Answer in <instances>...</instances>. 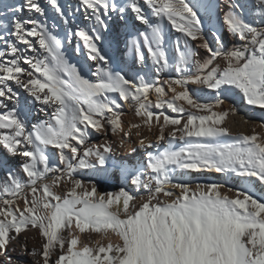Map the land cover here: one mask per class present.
<instances>
[{"label": "snow or ice", "instance_id": "obj_1", "mask_svg": "<svg viewBox=\"0 0 264 264\" xmlns=\"http://www.w3.org/2000/svg\"><path fill=\"white\" fill-rule=\"evenodd\" d=\"M47 4L67 29L63 39L50 29L41 0H20L0 12L9 18L0 21L3 264H11V246L30 230L42 240L39 248L22 246L32 264H264V197L250 194L257 186L264 192V135L255 130L233 135L225 122L235 109L214 111L235 90L247 105L264 109V0H78L75 10L82 8L88 22L82 25L59 0ZM129 19L145 26L129 41L134 62L145 65L150 57L157 74L174 69L179 78L152 83L112 66L101 42L113 24L126 26ZM165 21L181 34L175 55L166 51ZM221 33L235 43L226 46ZM73 38L74 51L93 62L92 78L68 59L65 43ZM208 90L215 103L201 102ZM37 103L39 111L30 112ZM125 104L160 133L156 143L140 141L151 151L132 168L116 164L111 144L89 143L91 136L109 131L131 136L122 121ZM41 114L35 122L29 119ZM16 157L19 168L10 164ZM116 167L134 190L148 191L146 200L137 205V196L123 187L98 192L95 184L89 189L75 178L79 170L106 176ZM206 173L222 174L226 183L239 179L244 188L230 197L221 192L226 183L193 188L185 179L176 182ZM63 183L72 186L60 194L56 189ZM89 232L119 242L82 243L80 234Z\"/></svg>", "mask_w": 264, "mask_h": 264}, {"label": "rangeland", "instance_id": "obj_2", "mask_svg": "<svg viewBox=\"0 0 264 264\" xmlns=\"http://www.w3.org/2000/svg\"><path fill=\"white\" fill-rule=\"evenodd\" d=\"M2 1L4 2L5 0ZM59 2L66 9H69V11L72 12L73 18L75 19L77 25L88 23L87 21L84 20L83 9L81 8L79 9V11L75 10L78 7V0H59ZM3 4L4 6L7 5L6 3ZM5 10L7 11L6 8ZM51 17L50 20H53ZM3 18L5 17L0 16V21H3ZM56 21L60 23V27L58 28V30L52 29V31L55 34H58L63 39L66 36L67 29L64 26L62 19L59 17L57 13H56ZM203 22L206 25V30H205L206 38L211 41L213 39L211 34L212 25L207 17L204 18ZM163 27H164V32L166 34V42H167L166 51L169 53V55H175L174 47H173L174 41L181 34L175 32V30L171 27L170 24L167 23V21L163 23ZM144 30H145V26L140 24V22L138 21H134L133 19H129L126 26L124 25L123 22H118L117 24L112 25L111 32L105 34L107 37V41L101 42L102 48L108 53L112 66L116 70L123 69V71L130 76H136L137 73H139L140 75H145V79L149 80L152 83H162L164 80L170 78H179V73H176L174 69H167L157 74L155 72V66L152 64L150 57L145 65H141L138 61L134 62V54L130 51L131 45L129 41L131 40L132 36H137L141 31ZM3 32H4L3 28H0V34H3ZM221 35L225 38L226 46L230 47L233 43H235L234 38L228 36L226 33H221ZM30 39L34 40L35 38H30ZM76 42H77L76 38H73L72 43L70 44L65 43L68 59L71 63L76 64L77 67L82 69L83 75H85L88 78H92L91 71L94 70V68L92 67L93 62L88 61L83 53L77 54L74 51ZM0 47L3 46L0 45ZM200 52L202 56L205 55L203 49H201ZM29 54L34 55L30 52ZM9 58L10 57H5V59H9ZM219 63L221 64V66H223L222 60L219 61ZM24 66L28 67L27 65ZM195 87H196L195 85L191 86V88H195ZM179 90L180 89H178V91ZM21 95L22 96L25 95L23 90H21ZM150 99L155 101L156 100L155 94H152L150 96ZM200 100L202 103H215V96L211 90H208L205 94H202L200 96ZM39 108L40 105L38 103L34 104L30 108V112H38ZM233 108L235 109V112H239V113L244 112L246 114L247 119L251 121L249 125H245L241 127L240 123L232 122L233 114L230 113V115L226 119L225 126L231 130L233 135L239 133L251 135L253 133V130H255V132L257 133H260L261 135H264V127H262V125H264V113H263L264 109H260L259 107L256 106L247 105L243 101L242 94L239 92V90H235L225 94L224 104L222 106L215 108L214 111L220 112V111L230 110ZM121 111L123 113L122 121L124 126L127 127V132L129 131V129H131V136H129L130 137L129 140L127 142H122L123 147H121L120 146L121 144L117 143L115 140L112 141V138L110 137L109 140L105 141L102 138V136L106 133H98L91 136L89 143L90 145H102L105 143L111 144L113 148L111 157L116 162V164L132 168L135 167L136 164L138 165L139 163L145 161L146 152L151 151V149H147L144 145H141L140 141L144 140L145 145L149 142L156 143L157 137L159 136L160 133L158 126L153 125L151 128H149V126L145 125L142 118L135 114L134 108L130 107V105L125 104L121 109ZM38 118H42V114L39 117L32 115H30L29 117V119H31L33 122H35V120ZM133 124H139L141 125V127L132 128L131 125ZM170 131H172L171 127L165 129L164 134L166 139ZM165 142L166 141L161 143H165ZM143 148L145 152L142 151ZM3 156H5L4 150L0 148V157ZM20 163H21V158L19 157L10 159V164L13 168H19ZM75 178L84 181V186L89 189L93 184H95L98 192H117L121 187H123L125 188V190H128L137 196V200L134 201V203L137 205L142 203L144 200H146L149 194L147 190H140V189L134 190L133 186L130 183V178L127 179L124 178L121 175L118 167L112 168L106 176H101L99 174H95L87 170H79ZM20 179L21 182L27 183L26 177L24 176L23 173L20 174ZM180 179H185L189 181L193 188L197 183H210V182H216L221 184L226 183L224 176L222 174H217V173L192 174L191 176H186L182 178L178 177L176 182H179ZM71 186L72 185L70 183H63L60 187L56 189V191H58L60 194H64L71 188ZM4 187H5V176L3 170H0V193L3 192ZM229 187L233 189L232 192L228 191ZM243 188L244 185L240 182H237L236 179L233 178L227 181L226 186L221 189V192L227 194L230 197H234L235 191ZM175 191L179 193V190H175ZM25 194H27L28 198L31 199L30 191L27 188L25 189ZM250 194H253L255 198L264 197V194L257 187L252 188ZM173 198L174 197L165 198L161 196V199H173ZM17 204L21 208H23L24 206L23 200L20 198H17ZM21 235L23 237L24 236L28 237L29 243L31 244L32 248L40 247L42 240L37 231L30 230ZM65 235L66 236L68 235L67 230H65ZM84 236H85L84 237L85 241L87 243L89 242L88 244H90L91 246H95L96 242L99 240H100L99 242L102 244L107 243L106 238L100 234L89 232V233H85ZM112 242L118 243L119 242L118 238L115 237V240Z\"/></svg>", "mask_w": 264, "mask_h": 264}, {"label": "bare ground", "instance_id": "obj_3", "mask_svg": "<svg viewBox=\"0 0 264 264\" xmlns=\"http://www.w3.org/2000/svg\"><path fill=\"white\" fill-rule=\"evenodd\" d=\"M20 0H5L4 2L2 0H0V11L1 12H5V7L3 3L6 4H16L19 3ZM41 3L46 7L47 9V22L49 24L50 29L54 30H58V28L60 27V23H58L56 21V13L55 11L51 8L50 5L47 4V0H41ZM23 15L25 17H27V15H29V13L25 12L23 13ZM38 15V14H37ZM52 16V17H51ZM50 17L53 20H50ZM3 22L8 23L9 22V18L5 17L3 18ZM130 107H132L130 105ZM264 113V112H263ZM232 122H238L240 123L241 127L245 126V125H249L251 123V121H249L246 117V114L244 112H235V114H233L232 117ZM231 122V123H232ZM124 130L125 132H127V127L124 126ZM109 137L112 138V141L115 140L117 143H122V142H127L129 140V136H125L123 133H117V134H112L110 131L107 132L106 134H104L102 136V138L107 141L109 140ZM111 141V142H112ZM96 143V142H95ZM142 151L145 152L144 148L142 149ZM137 166V164H136ZM236 179V178H235ZM237 182H240L239 179H236ZM241 183V182H240ZM257 188L260 190V188L257 186ZM261 191V190H260ZM262 192V191H261ZM264 194V192H262ZM84 234H80V239L82 243H87L84 239ZM108 239H111L112 241L115 240V236H110L108 238H106V241H108ZM100 241V240H99ZM26 243L27 248L30 250L31 244L29 243V239L28 237H23L22 235L17 239V242L11 246L8 256L11 259V264H32V257L27 255L24 251L22 246ZM89 243V242H88ZM14 249V250H13ZM6 260L5 257H0V264H3V262Z\"/></svg>", "mask_w": 264, "mask_h": 264}]
</instances>
